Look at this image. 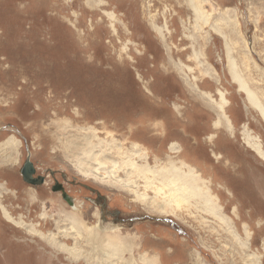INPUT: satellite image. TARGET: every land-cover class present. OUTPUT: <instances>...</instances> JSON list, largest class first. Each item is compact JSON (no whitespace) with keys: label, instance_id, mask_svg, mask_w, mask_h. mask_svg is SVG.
Instances as JSON below:
<instances>
[{"label":"rangeland","instance_id":"374dc122","mask_svg":"<svg viewBox=\"0 0 264 264\" xmlns=\"http://www.w3.org/2000/svg\"><path fill=\"white\" fill-rule=\"evenodd\" d=\"M0 264H264V0H0Z\"/></svg>","mask_w":264,"mask_h":264},{"label":"flooded vegetation","instance_id":"af4514ba","mask_svg":"<svg viewBox=\"0 0 264 264\" xmlns=\"http://www.w3.org/2000/svg\"><path fill=\"white\" fill-rule=\"evenodd\" d=\"M35 173L33 175V178H38V177L42 178V183L39 184L41 186L42 184H44L45 178L40 176V175L36 176ZM50 176L52 178H55L56 174L51 172ZM80 187L90 191L91 194L93 195L92 197L87 198L86 201L88 202V204H91L93 206H98L100 208L99 212H98L99 216L97 215V217L99 219L100 218L103 220L112 219L116 222V224H123L124 220L120 219V217H122V214H120L116 211H111L108 204L105 205V201H104L103 197L100 195L99 191H96L94 188H90L89 186H86V185H80ZM52 191L53 192H62V186L59 183L55 182L53 187H52ZM63 199H64V201L71 203V200L68 196L65 195Z\"/></svg>","mask_w":264,"mask_h":264},{"label":"bare ground","instance_id":"6f19581e","mask_svg":"<svg viewBox=\"0 0 264 264\" xmlns=\"http://www.w3.org/2000/svg\"><path fill=\"white\" fill-rule=\"evenodd\" d=\"M13 144H14V142L13 141H11V140H8L7 142H5L4 144H3V147H5V149H7L8 151L10 150V149H13L12 148V146H13ZM250 146L254 149V150H257V147H256V145L255 144H250ZM23 167V166H22ZM22 169V168H21ZM20 170V169H19ZM35 170V169H34ZM20 174H21V171H20ZM21 177H22V180L24 181V179H23V176L21 175ZM32 178H33V176H32ZM107 178H110V177H107ZM111 179V178H110ZM25 182V181H24ZM25 183H27V182H25ZM33 186H36V185H33ZM173 191H174V189H173ZM175 204L178 206L179 205V203L176 201L175 202ZM87 208L88 209H90L89 208V206H87ZM97 213L95 212V213H92V215H91V217L94 219L95 218V220L97 219ZM99 216V215H98ZM72 221L74 222V223H78V224H80L81 223V216L80 215H75L74 216V218L72 219ZM96 222V221H95ZM96 224V223H95ZM84 232V231H83ZM87 232L88 233H90L93 237L91 238L92 240H93V243H101V242H103L104 240H106L107 242H106V244L107 245H109L110 247H111V249H112V251L113 252H115V253H120V252H123V250L121 249V247H124L123 245H122V243H121V239H119V238H122V233H116V234H107V233H103V232H99L98 230H97V227L95 226H93V225H91V227L90 228H88L87 229ZM85 233V232H84ZM87 236V235H86ZM87 237H89V236H87Z\"/></svg>","mask_w":264,"mask_h":264},{"label":"water","instance_id":"95a60500","mask_svg":"<svg viewBox=\"0 0 264 264\" xmlns=\"http://www.w3.org/2000/svg\"><path fill=\"white\" fill-rule=\"evenodd\" d=\"M35 170L32 166V163L28 160L23 164V167L21 169V175L23 176V179L27 184L29 185H39L42 183V178H32L34 175Z\"/></svg>","mask_w":264,"mask_h":264}]
</instances>
